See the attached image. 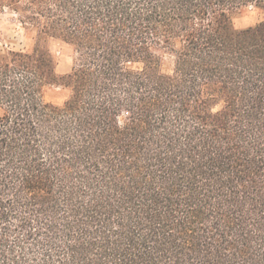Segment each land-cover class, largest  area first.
<instances>
[{"label":"trees","instance_id":"obj_1","mask_svg":"<svg viewBox=\"0 0 264 264\" xmlns=\"http://www.w3.org/2000/svg\"><path fill=\"white\" fill-rule=\"evenodd\" d=\"M4 9L33 45L0 54V264H264V0Z\"/></svg>","mask_w":264,"mask_h":264},{"label":"rangeland","instance_id":"obj_2","mask_svg":"<svg viewBox=\"0 0 264 264\" xmlns=\"http://www.w3.org/2000/svg\"><path fill=\"white\" fill-rule=\"evenodd\" d=\"M263 20L262 12L248 6L239 10L234 17L233 24L238 30L245 29L258 24ZM33 40L27 36L23 28L17 21V18L8 9L0 11V54L7 50H30ZM48 48L56 62V72L59 75L67 74L73 64L75 53L73 48L61 40L49 38ZM174 66V58L162 51L161 53V71L165 74H171ZM139 67L138 65L134 66ZM70 91L63 87H51L45 92V101L55 105H62L69 97Z\"/></svg>","mask_w":264,"mask_h":264}]
</instances>
